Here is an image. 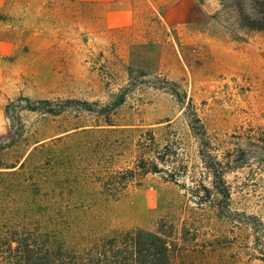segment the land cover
I'll return each mask as SVG.
<instances>
[{
    "label": "rangeland",
    "instance_id": "rangeland-1",
    "mask_svg": "<svg viewBox=\"0 0 264 264\" xmlns=\"http://www.w3.org/2000/svg\"><path fill=\"white\" fill-rule=\"evenodd\" d=\"M262 10L264 0H0V164L16 166L0 169V228L69 204L75 237L150 236L161 222L174 227L168 264H264V31L242 22ZM118 95L117 127L80 109ZM44 100L72 103L56 116L28 110ZM192 110L230 199L200 159ZM150 130L178 183L148 174L119 198L100 194L98 178L132 166Z\"/></svg>",
    "mask_w": 264,
    "mask_h": 264
},
{
    "label": "trees",
    "instance_id": "trees-1",
    "mask_svg": "<svg viewBox=\"0 0 264 264\" xmlns=\"http://www.w3.org/2000/svg\"><path fill=\"white\" fill-rule=\"evenodd\" d=\"M260 19L242 17L246 28L253 31H264V10L259 12ZM124 96L118 95L107 103L82 102L83 111L90 112L101 119L102 126L117 127L113 122L115 111L124 103ZM45 108L28 106L32 112L43 111L49 115L64 113L66 106L72 101H64L57 105L44 100L40 102ZM190 106H188L189 108ZM192 108V107H191ZM7 109V108H6ZM42 109V110H40ZM188 125L192 135L199 144L200 159L211 174L216 192L230 199V192L217 157L204 151L207 130L197 113H188ZM187 117V115H186ZM112 130V129H110ZM149 134L148 150L135 152L132 166L122 170L110 171L98 179L100 194L108 199L121 197L130 187L139 184L148 174H166L164 179L171 183H178L179 175L168 172L169 162L165 159L169 155V146L155 148L156 139L153 130ZM139 145L141 144L138 141ZM147 144V143H146ZM44 144L39 145V148ZM37 147L34 150L39 149ZM0 146V150H1ZM153 152L154 158H147ZM161 165V166H160ZM24 166L21 164L20 168ZM16 166H1L0 169H13ZM207 193L210 190L205 188ZM71 207L69 204L61 208L49 207L41 218L30 219L25 222L6 224L0 228V264H168L172 249L174 227H167L160 222L156 232L146 236L141 229H124L110 234L93 232L88 236L71 234L73 221L67 217ZM75 237V238H74Z\"/></svg>",
    "mask_w": 264,
    "mask_h": 264
}]
</instances>
